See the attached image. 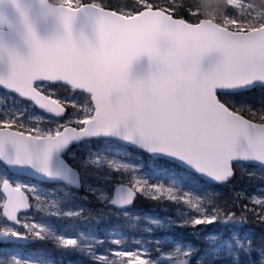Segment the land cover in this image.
Masks as SVG:
<instances>
[{"label": "snow or ice", "instance_id": "obj_1", "mask_svg": "<svg viewBox=\"0 0 264 264\" xmlns=\"http://www.w3.org/2000/svg\"><path fill=\"white\" fill-rule=\"evenodd\" d=\"M11 4L24 24L29 50L22 55L0 40V57L7 53L9 64L7 73H0V86L42 114H30L15 102L0 110V243H51L56 252L80 256L75 264H264V232L256 240L242 231L249 212L264 226V197L234 192L231 206L248 201L237 217L227 210L229 199L221 200L223 193L215 191L229 185L237 170L255 168L264 179V21L241 11L206 22L184 0H127L115 8L110 0H61L65 33L71 34L79 15L93 22L94 36L83 34L82 44L107 43L114 31L132 43L141 32L162 34L171 43L160 68L178 57L202 68L205 56L218 54L181 94L130 99L121 81L80 65L74 47L61 49L52 40L38 39L19 0ZM184 11L195 22L180 17ZM52 84L66 86L69 97L77 90L86 93L90 101L81 105L60 98ZM257 88L260 94L253 95ZM116 141L146 154L148 171L142 163L122 160L119 150L93 147ZM26 178L56 187L43 189ZM138 198L177 206L172 216L144 215L148 226L142 231L148 238L129 239L119 228L106 230V238L92 230L73 236L60 223L115 218L129 221L132 231L141 218L131 211ZM93 201L101 207L85 206ZM201 225L220 230L201 235ZM177 228L190 229L205 247L155 235ZM3 254L0 264H57L43 252L5 249Z\"/></svg>", "mask_w": 264, "mask_h": 264}, {"label": "clouds", "instance_id": "obj_2", "mask_svg": "<svg viewBox=\"0 0 264 264\" xmlns=\"http://www.w3.org/2000/svg\"><path fill=\"white\" fill-rule=\"evenodd\" d=\"M29 22L33 25L40 21L54 18L56 32L53 34L58 48L72 46L76 49L77 62L98 76L114 77L121 81L130 99H137L145 94L167 92L181 94L186 85L202 78L203 70L190 60L178 57L169 67L160 68V58L171 41L162 34L141 32L136 43L130 42L125 33L114 31L107 43L96 40L94 43L82 44L83 33H65L62 22L61 0H35L40 12L35 19L30 18L31 7L19 0ZM207 21L222 18L226 6L235 7L250 13L256 20L264 21V0H190ZM4 55L7 56V53ZM2 59V57H0ZM142 59L148 61V69L134 72V66Z\"/></svg>", "mask_w": 264, "mask_h": 264}, {"label": "trees", "instance_id": "obj_3", "mask_svg": "<svg viewBox=\"0 0 264 264\" xmlns=\"http://www.w3.org/2000/svg\"><path fill=\"white\" fill-rule=\"evenodd\" d=\"M110 2L113 5V8H115L119 4L126 3L127 0H110ZM245 2H247V0H245ZM184 3H185V6L187 7V5L190 3V0H184ZM191 11L197 12V19L204 18L195 7H192ZM224 12H227L229 15H233V14L238 15L241 12V10H236L232 6H226ZM179 15H180V17L185 18L189 22H195V19L193 17H191L187 11L181 12ZM52 88H54L56 90L57 96L60 98L68 97L70 99L75 100L78 104H81V105H83L89 101V97L83 93H80V92H75L73 95H71L69 97V93L66 90V87H60L58 85H52ZM260 92H261V89L257 88V89L253 90L252 94L253 95H259ZM7 99H8L7 101L13 102L17 98L13 95H10V97H8ZM18 102L20 103V105H19L20 107L23 106L24 108H29V102H27L25 100H20ZM5 106L6 105H4L1 108L4 110L6 108ZM29 111H31V112L35 111L38 114H42V113L38 112L37 109H34V108H29ZM71 111H72V109H69V113ZM95 143H97V142H95ZM95 143L93 144V146L95 145ZM115 145H117L123 149H128V148L123 147L117 143H115ZM73 150L75 151L76 149L74 148ZM128 150L132 153L131 155H129L128 160L133 161L135 163H139V162L143 163V165H144L143 169H146L148 171L149 163H150L149 157L137 149L129 148ZM251 173H255V175H250ZM215 191L223 193V195L221 196V200H223L225 198L229 199L230 204L227 207V210L235 212L236 216L240 217L242 206L244 204H247L248 201L246 199H242L238 202L239 206H231L232 194L234 192H244L245 194L255 192V193L264 197V179L260 178V173L255 168L250 167L247 169L246 172H243V173L240 170H237L236 178L229 185L223 186V187L215 186ZM50 198H54V197H50ZM30 199H31V197H30ZM100 207H101V205H100ZM154 207H155V210H154ZM176 207L177 206L172 204V203L153 202L150 200H145L143 198H138L136 203L132 207L134 210H131L134 214H139L141 217L139 219V221H134L137 223V227L135 230L130 231L127 227V225L130 222L126 221L124 219L111 218L108 221L104 222V225H106V228L108 227L109 229H113V228L122 229L123 231L126 232L128 237L137 236V235L141 234L140 226L142 225V223L145 222V220L143 219V214L145 212H150V213L154 212L155 213V211H159V210L162 211L164 209V212L162 211L160 214H158L160 216H164L165 214H169L171 212V210L175 209ZM249 207H252V205L249 204ZM247 217H248L247 223L244 225L242 231H251L253 233L255 239H257V237L260 238L261 233L264 232V226H259L255 222L252 213H250V212L247 213ZM60 223L68 226L69 231L72 234H76L75 228L78 225H80L79 223L73 224V222L71 220L60 221ZM198 228L203 229V232L201 233V235H204L205 233L216 230V228H219V225H208V226L201 225V226H198ZM187 230H188L187 234H185V232H183L182 228H178V231L171 232L168 234L170 235V237L178 239V240L191 241L193 244L199 245V247L201 249H203L205 247V245L202 243V241L194 239L191 235H189V232L191 230L190 229H187ZM102 233L103 232H101V234ZM12 248H15L17 251H21V253H23V254L26 252L30 253V252H34V251H37L38 253L43 252L45 254L51 255V257H53L54 259L59 257V255L61 254L60 252H56L53 249V246L51 243H46V242L28 243L26 246H18V245H13V244H5V245L0 244V259H4V254H3L4 249H12ZM101 248L105 250L107 248V246H103Z\"/></svg>", "mask_w": 264, "mask_h": 264}, {"label": "water", "instance_id": "obj_4", "mask_svg": "<svg viewBox=\"0 0 264 264\" xmlns=\"http://www.w3.org/2000/svg\"><path fill=\"white\" fill-rule=\"evenodd\" d=\"M23 3L25 6L31 7L30 18L35 19L41 10L39 4L36 3L35 0H23ZM0 17L3 18V22H0V40H3V42L8 46L15 47L20 54L27 55L29 49L27 45L24 43V39H23L25 33V27L19 16V13L16 11L15 7L11 4V0H0ZM34 30L36 32L38 39H40L42 42L45 43L49 42L52 39L53 34L56 32V23L54 18L49 17L47 20L36 23L34 25ZM73 31L76 34L83 33L85 37H87L88 39H92L94 36L93 22L88 17L84 15H79L77 19L74 21ZM217 55H218L217 53L213 52L205 56L201 63L202 69L207 71L215 63V59ZM148 67H149L148 61L146 59H142L134 66V72L147 71ZM8 68H9L8 58L6 55H4L2 59H0V73H7ZM0 88L4 89L2 86H0ZM4 90L16 94L14 92H11V90H7V89ZM76 92H80V91L77 90ZM16 95L18 96V94ZM116 142L123 146L132 149H137L135 146L128 145L125 142H118V141ZM32 181L40 183L39 181L36 180H32ZM45 184H49V183H45Z\"/></svg>", "mask_w": 264, "mask_h": 264}, {"label": "rangeland", "instance_id": "obj_5", "mask_svg": "<svg viewBox=\"0 0 264 264\" xmlns=\"http://www.w3.org/2000/svg\"><path fill=\"white\" fill-rule=\"evenodd\" d=\"M236 10H239V9H237V8H235ZM0 109H1V107H0ZM30 112V114H38V113H36L35 111H33V112H31V111H29ZM93 147H96V148H101V149H103V148H111L112 150H113V152H115V151H117V150H119V151H121L122 153H123V155L120 157L122 160H124V161H126V162H129V163H134V164H141V162H139V163H135V162H133V161H130V160H128V157H129V155H131L132 153L128 150V149H123V148H121V147H119V146H117V145H115V143H112V144H110V145H104V143L103 142H97V143H95V145L93 146ZM143 164V163H142ZM143 167H144V165H143ZM4 170V166L3 165H0V172H2ZM144 171H147L146 169H143ZM27 180V182L28 183H30V184H37L39 187H41V188H43V189H53V188H55L56 186L55 185H53V187H46L44 184H41V183H37V182H33V181H30V180H28V179H26ZM247 196H253V195H255V196H257V197H263V196H261V195H259V194H257V193H255V192H251V193H249V194H246ZM174 210L175 209H173V210H171V212L169 213V214H165L164 216H157V215H155V214H153V212L152 213H150V212H145L144 214H143V217H144V215L145 214H147V215H150V216H152V217H160V218H163V217H165V216H172L173 214H174ZM163 212H164V209L162 210ZM144 219V218H143ZM145 220V219H144ZM101 223V228H102V234H101V236H100V238H106V230H108L109 228L107 227L106 228V225H104V222H100ZM91 225H93V224H91ZM148 226V224H147V221L145 220V222L144 223H142V225L140 226V231H141V235H138L137 237H135V236H133V237H135V238H148V236H149V234H145L143 231H142V229L144 228V227H147ZM183 229V232H185V234H187L188 233V230L187 229H185V228H182ZM218 230H220V228H216V230H214V231H218ZM176 231H178V228L174 231V232H176ZM214 231H211V232H214ZM211 232H208V233H211ZM246 232V231H245ZM251 232V231H250ZM76 234H77V232H76ZM76 234H72L70 231H68V235H76ZM155 235L156 236H164V235H167V236H170L168 233H163V232H159V231H157L156 233H155ZM133 237H131V238H133ZM131 238H129V239H131ZM257 240H259L258 238H257ZM104 246H107V247H109L110 245H104ZM5 250V249H4ZM12 250H15V251H17L15 248H12ZM100 252H103L104 251V249H102V248H99L98 249ZM17 252H19V253H21V251H17ZM21 254H23V253H21ZM24 255H38L37 254V252H26V253H24ZM59 263L58 264H69V262H73V264H75V262H78L79 260H81V257L80 256H78V255H71V254H67V253H61L60 255H59ZM61 258H62V261H61ZM84 264H88V261L87 260H85L84 261Z\"/></svg>", "mask_w": 264, "mask_h": 264}, {"label": "flooded vegetation", "instance_id": "obj_6", "mask_svg": "<svg viewBox=\"0 0 264 264\" xmlns=\"http://www.w3.org/2000/svg\"><path fill=\"white\" fill-rule=\"evenodd\" d=\"M52 85H56V84H52ZM59 86V85H58ZM66 87V86H65ZM13 95V96H15L17 99V101L16 100H14L13 102H11V101H7L8 99V97H10V95ZM84 94V93H83ZM85 95H87V94H85ZM88 96V95H87ZM89 97V96H88ZM20 100H23L22 98H19L16 94H13V93H10V92H8V91H5L4 89H2V88H0V107H3L4 105H6L5 107L6 108H10L12 105H13V103L15 102V104H16V107H20L19 105H20V103L18 102V101H20ZM26 101V100H25ZM89 101H90V97H89ZM28 102V101H27ZM0 110H3L2 108L0 109ZM38 112H40L41 113V111H39V110H37ZM46 187H53V184H45V183H43ZM90 199H91V197H90ZM83 203V202H82ZM86 207H92V208H99L100 207V205L99 204H97V203H95L94 201H93V204L91 203V204H86L85 205ZM156 207V206H155ZM155 207H154V210H155ZM131 210H134L133 208L131 209ZM162 211L161 210H159V211H155V213L153 212V214H155V215H157V216H159L158 214H160ZM37 219H39V217H37ZM80 225H78L76 228H75V231L77 232V230H83L84 232H88L89 230H92L93 232H94V234L95 235H97L98 237H100L101 236V223H95V222H93V221H87V222H83V223H79ZM91 224H93V225H91ZM66 226V225H65ZM37 254H40V253H38L37 252ZM53 258V257H52ZM59 258L60 257H57L55 260L57 261V264L59 263ZM54 259V258H53Z\"/></svg>", "mask_w": 264, "mask_h": 264}]
</instances>
